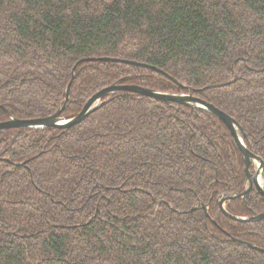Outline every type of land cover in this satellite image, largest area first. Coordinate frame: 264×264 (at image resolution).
Returning a JSON list of instances; mask_svg holds the SVG:
<instances>
[{"label":"trees","instance_id":"obj_1","mask_svg":"<svg viewBox=\"0 0 264 264\" xmlns=\"http://www.w3.org/2000/svg\"><path fill=\"white\" fill-rule=\"evenodd\" d=\"M69 82L64 119L112 84L191 89L264 161V0H0V122L53 114ZM245 183L209 112L113 93L69 128L0 131V264H264L232 240L264 249V219L218 206Z\"/></svg>","mask_w":264,"mask_h":264},{"label":"water","instance_id":"obj_2","mask_svg":"<svg viewBox=\"0 0 264 264\" xmlns=\"http://www.w3.org/2000/svg\"><path fill=\"white\" fill-rule=\"evenodd\" d=\"M101 60L130 63V64L137 65V66L149 67L143 63L123 60V59H118V58H101ZM150 68H153V67H150ZM71 79H73V76ZM70 82L66 86L65 97H64L62 106L59 107L53 114L47 117H43V118H34V119H28V120L10 119L5 122H0V131L12 129V128H20V129L21 128L22 129H26V128L42 129L46 127L69 128L73 125H76L82 122L90 113H92L94 110L104 105L107 102L108 96L110 94L121 92V91H129V92L139 94L141 96H146V97H150L153 99L162 100L164 102L172 101V102H176L179 104L187 105L191 108L203 109L209 112L212 116H214L215 118H217L219 121H221L224 124V126L229 131L231 137L235 141L242 155L243 162L245 164L246 183H245L243 191L237 194H229V195H226L220 198L218 200L219 209L224 215H226L227 217L233 220H237V221H259V220L264 219V212L253 215L251 217H239V216L229 214L224 207V203L226 201L235 200L237 198H244L252 187H254L259 192L260 196L264 198V183H263V175H262L264 161H262L260 157L255 155L252 151H250L245 146L244 144L245 134L241 126L228 114H226L222 110L215 107L212 103H208L206 101H203L201 99L194 97L191 94L192 90L189 88H188L189 89L188 94H181V93L160 92L157 90H153L150 88H144V87L137 86V85L112 84V85H109L101 89L100 91L93 94L90 98H88L86 102L83 104L81 110L75 116H73L70 119H64L60 116V114L64 108L65 102L68 100ZM254 163H257L256 170L252 172V169L250 167ZM21 165H23V163H18V164H15L14 166H21ZM200 208H202L205 211V215H207L205 207L200 206ZM192 210H194V208ZM232 240L236 243H239L241 245L247 246L249 248H252V249H255V250H258L264 253V249L258 248L250 243H247V242H244L238 239H234V238H232Z\"/></svg>","mask_w":264,"mask_h":264},{"label":"rangeland","instance_id":"obj_3","mask_svg":"<svg viewBox=\"0 0 264 264\" xmlns=\"http://www.w3.org/2000/svg\"><path fill=\"white\" fill-rule=\"evenodd\" d=\"M256 164H257V163H254V164H253V171L256 170ZM259 178H260V176H259Z\"/></svg>","mask_w":264,"mask_h":264},{"label":"flooded vegetation","instance_id":"obj_4","mask_svg":"<svg viewBox=\"0 0 264 264\" xmlns=\"http://www.w3.org/2000/svg\"><path fill=\"white\" fill-rule=\"evenodd\" d=\"M250 168L252 169V172H254V171H253V165H252Z\"/></svg>","mask_w":264,"mask_h":264}]
</instances>
